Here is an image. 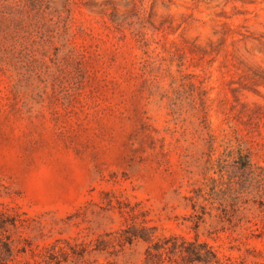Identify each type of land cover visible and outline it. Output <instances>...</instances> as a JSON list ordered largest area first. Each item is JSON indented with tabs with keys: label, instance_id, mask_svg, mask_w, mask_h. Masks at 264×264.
<instances>
[{
	"label": "rangeland",
	"instance_id": "rangeland-1",
	"mask_svg": "<svg viewBox=\"0 0 264 264\" xmlns=\"http://www.w3.org/2000/svg\"><path fill=\"white\" fill-rule=\"evenodd\" d=\"M132 1L156 52L183 41L219 52L184 67L205 93L216 135L227 129L223 107L264 114V0ZM129 4L49 0L29 51L0 64V209L23 214L33 246L63 249L42 264H183L151 248L171 236L206 242L221 260L264 263V178L251 182L256 199L240 220L220 221L212 211L195 228L191 204H205L197 199L204 135L189 102L174 113L185 90L167 76L150 85L139 44L111 21ZM223 25L232 31L218 45ZM169 69L175 74L177 62ZM237 126L264 176V119L258 128ZM141 226L152 228L153 241L123 242L122 230L143 233ZM17 261L40 258L28 252Z\"/></svg>",
	"mask_w": 264,
	"mask_h": 264
},
{
	"label": "trees",
	"instance_id": "trees-1",
	"mask_svg": "<svg viewBox=\"0 0 264 264\" xmlns=\"http://www.w3.org/2000/svg\"><path fill=\"white\" fill-rule=\"evenodd\" d=\"M129 5L131 8L126 10L121 20L118 21V18L112 14L111 21L117 25V28L128 29L135 42L139 44L142 51L141 60H143L141 71L148 77L150 85L159 88L163 77L167 76L170 77L172 84H176L178 90H185L186 96L176 99L172 103L174 113L181 115L182 112H185L183 109L188 106L189 102L190 110L193 112L192 117L195 118L204 135L202 138L205 147V151L202 152V157H205V165L202 169L204 182L197 191V199L202 198L205 204L200 205L198 202L191 204L194 211L197 208L199 210L194 215L195 228H198L199 224L203 222V216L206 214L211 216L212 211L218 213L215 217L220 221L240 220L243 206L251 199L253 201L256 199V196H252L248 190L251 182L256 178L263 180L264 176L258 172L260 167L252 162V152L250 148L245 147L246 141L237 124H253L258 128L264 119V114L258 113L261 108H248L245 104H239L238 113L234 114L232 113L235 109L234 105L223 107L220 113L224 115L223 122L228 130L224 129L219 135H216L209 121V105L205 93L200 84L195 82L196 75L185 73L184 69L187 68L184 67L187 62L192 63L195 59L206 60L209 58L208 62H213L219 52L216 49L206 51L195 41H183L180 44L173 42L172 47L164 49L163 53L156 52L157 48L151 49L149 43L150 39L146 29L148 20L139 17L136 5L132 0ZM48 6L49 0H0V64L9 66L10 64L6 60L16 59L19 55L29 51V39L37 36L46 25L45 11L48 10ZM231 31L228 26H222V38L218 45L225 43ZM239 35L242 36V34ZM213 44V42H209L207 46L213 47ZM175 61L178 70L173 74L169 68ZM244 118L246 119L243 120ZM250 196H252L251 199H249ZM257 197L262 199V193ZM207 210L208 212H206ZM22 215L15 211L10 212L8 209H0V264H17L18 255H26L28 252L32 258H40L37 264L47 263L48 259L55 257L57 252L63 251L57 245L33 246L32 241L22 234L23 230L29 229L28 220L22 218ZM34 229L37 232L41 231L39 226ZM150 229L152 230V228L141 226L140 231H144L143 233L132 228L122 230L121 237L123 242L128 244L134 240L151 242L154 236L148 234ZM151 248L157 254L166 252L174 256L177 255L183 264H259L248 263L245 260L235 261L230 258L221 260L208 243L200 242L197 238L194 241H188L182 237L171 236L164 238L161 242L154 243ZM79 256L82 258L83 254Z\"/></svg>",
	"mask_w": 264,
	"mask_h": 264
}]
</instances>
